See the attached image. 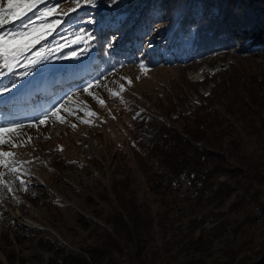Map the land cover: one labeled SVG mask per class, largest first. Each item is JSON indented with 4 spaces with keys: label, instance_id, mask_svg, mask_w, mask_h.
<instances>
[{
    "label": "rangeland",
    "instance_id": "obj_1",
    "mask_svg": "<svg viewBox=\"0 0 264 264\" xmlns=\"http://www.w3.org/2000/svg\"><path fill=\"white\" fill-rule=\"evenodd\" d=\"M169 1L164 2L179 7L182 0ZM208 1L226 10L227 18L238 27L257 20L255 9L264 8V3L255 0ZM12 2L25 5L16 9L23 18L32 12L42 15L58 0ZM7 3L0 0L2 7ZM29 3L34 5L32 11H26ZM115 6L109 7L114 10ZM72 7V0H66L57 12ZM48 16L64 18L62 14L43 15ZM43 23L35 24L34 33ZM126 34L122 31L116 41ZM28 35L13 47L26 44ZM74 37L82 38L69 36L61 44L72 47L64 54L67 59L50 60L32 87L0 103V111L7 110L0 113V126L20 125L15 133L5 132L3 138L10 143L0 145V151L15 154L0 160L19 170L8 178L15 180L13 191L0 186V264H47L66 252L86 254L85 249L102 240L101 234L112 230L108 217L117 204L115 191L119 195L127 185L139 202L159 214L160 225L148 250L154 264H264V186L255 200L245 180L238 183L232 178L234 191L223 202L206 201L207 194L199 201L187 182L162 185L157 158L141 149L135 136V121L146 113L172 125H181L194 115L221 114L229 119L228 130L218 136L223 148L232 133L246 154L264 157V141L251 134L252 119L238 108L243 100L249 101L251 86L259 87L257 96L264 95V48H250L244 39L243 47L186 60L182 52L191 45L188 33L182 31L177 40L171 32L158 33L146 44L150 52L155 50L157 63L129 54L100 72L92 60L93 46L83 56L71 55L73 49L83 51ZM28 56L29 61L35 58ZM21 62H25L23 57ZM8 63L12 70L16 68L13 61ZM0 72L4 76L11 71L0 67ZM255 81L263 85L254 86ZM40 99L48 102L43 105ZM61 102L56 117L49 116L44 124L37 122ZM261 108L249 103L248 110ZM211 149L223 151L219 146ZM233 162L230 159L227 167L235 168ZM20 173L26 189L14 177ZM230 179L219 173L212 189L218 181ZM121 260L128 264L126 258Z\"/></svg>",
    "mask_w": 264,
    "mask_h": 264
},
{
    "label": "trees",
    "instance_id": "obj_2",
    "mask_svg": "<svg viewBox=\"0 0 264 264\" xmlns=\"http://www.w3.org/2000/svg\"><path fill=\"white\" fill-rule=\"evenodd\" d=\"M119 1L113 10L105 5L104 0H96V8L82 7L76 12L64 15L62 20H56L53 16L44 18L41 13L32 12L14 20L13 24L6 25L3 31L20 29L21 24L27 23L29 42L35 36L46 33L51 27L53 31L41 41L43 47L38 44L32 52L40 49L44 54L52 50L58 55H64L72 50V47L67 45H63L62 49L59 47L65 38L80 36L81 30L88 29L96 37L92 44V60L97 66L96 70L100 72L109 70L129 54L144 59L150 57V63H157L160 59L155 55V50L150 52L146 49V44L158 33L166 35L171 32L175 40L182 31L188 33L191 45L182 52L187 57L186 60H195L221 49H233V46L243 47L244 39L250 48H264V8L255 9L257 20L248 21L244 27H238L232 18H227L226 10H223V13L213 1L182 0L178 2L179 7L175 5L178 8L167 5L165 0ZM154 1L157 3L152 4ZM261 1L255 0L264 3V0ZM90 14L97 21L95 25L86 22ZM114 18L117 22L110 25ZM39 22L44 23L38 32L34 33L37 30L35 24ZM130 28L131 30H128ZM125 30L127 34L116 41ZM151 33L153 34L150 35ZM110 39L113 41V47L108 49L105 45ZM1 64L2 61L0 67L4 69ZM16 71L22 72L24 69L15 68L0 78L8 83L15 79L13 73ZM255 82L254 86L263 85L261 82ZM255 89L258 90L259 87L251 86L248 89L247 93L251 96L249 101L243 100L238 108L252 119V124L249 125L251 134L258 135L264 141V95L257 96ZM249 103L262 108L256 111L257 113L252 109L248 110ZM228 120L221 114L213 116L212 113L210 116L200 115V118L194 115L184 120L181 125H172L153 113H146L135 121V136L140 148L157 158L160 168L157 172L162 185H180L187 182L194 188L199 201L207 194L206 201L211 198L223 202L234 191L235 187L231 181L236 178L238 183L245 180L248 189H253L254 199L258 200L264 186V157L246 154L242 148L243 143L232 137V133L229 134L231 139L227 147L223 148L222 137L218 136L228 130L225 126ZM213 146L222 147L223 151L215 152L211 149ZM230 159L235 161L232 165L237 164L235 168L227 167ZM10 168L0 167V186L3 191H13L16 186L15 180L8 179L11 176ZM219 173L227 174L231 179L229 182L218 181L216 189H212ZM237 176L241 178L237 179ZM123 188L124 192L119 195L115 191L117 204L112 206L108 217L112 230L101 234L102 240L85 249L86 254L66 252L52 258L47 264H122V257L126 258L128 264H154L156 261L150 257L148 250L155 227L160 225V221L157 222L159 214L148 204L139 202L129 185Z\"/></svg>",
    "mask_w": 264,
    "mask_h": 264
},
{
    "label": "snow or ice",
    "instance_id": "obj_3",
    "mask_svg": "<svg viewBox=\"0 0 264 264\" xmlns=\"http://www.w3.org/2000/svg\"><path fill=\"white\" fill-rule=\"evenodd\" d=\"M66 2V0H58V2L52 7L47 8L45 13L42 15H68L69 12H76L78 9L87 5L91 8H96L98 6L96 0H72L74 7L70 8L67 11H62L60 13L57 10L60 8V3ZM118 0H104L106 6H111L114 3H117ZM18 7H25V5H14L12 0H8L7 6H0V61L3 63V67L12 71L8 61L11 60L15 63L16 68H23L24 71L19 72L16 71L13 73L15 79L11 80L8 83L0 78V103H2L5 99L13 100L15 99L22 91L33 86V81L36 76L40 75L45 68L42 66H46L47 63L52 59H67V55H58L55 51H48L41 55L40 49H36L35 52H32V49L36 47V45H40L41 48L43 44L41 43L44 37L51 33L53 29L49 27L46 33H42L39 36H35L31 41L27 42L23 46L13 47L19 40H23L25 38V34H29V25L27 23L21 24L20 29L13 28L12 31H3L6 25L13 24L12 17H16V19H20V12L16 9ZM34 5L29 3L26 6V11H32ZM88 24L95 25L97 23L95 17L93 15H89L86 21ZM117 21L114 18L111 24H115ZM80 37H74L73 39L79 43L83 51L77 53L76 49H73L71 55L76 57L77 55L83 56L85 51L91 49L92 44L95 42L96 37L94 34L88 30L84 29L80 31ZM62 49L63 45H59ZM106 48L111 49L113 47V41L110 39L109 42L105 45ZM28 53H31L35 58L29 61ZM21 57L25 62H21ZM145 65L143 63L140 64V67L143 68ZM3 76V73L0 72V77ZM27 78V79H24ZM86 87H91V85H87ZM10 94V95H7ZM103 103V101H101ZM63 107V103H58L54 105L50 112L44 114L42 118L38 119L39 124H44L46 120L51 117H56L57 113ZM20 127L18 124H9L7 126H0V145L5 143H10V141L4 140L3 136L5 132L15 133L17 129ZM15 147V145H12ZM15 155L12 152L8 151H0V157H9ZM0 166L9 168V165L5 160H0ZM18 169L10 168V174L18 172ZM15 179L18 181L19 185L26 189V180L23 176V173L15 176ZM7 187V184H5ZM11 191V189H8Z\"/></svg>",
    "mask_w": 264,
    "mask_h": 264
},
{
    "label": "bare ground",
    "instance_id": "obj_4",
    "mask_svg": "<svg viewBox=\"0 0 264 264\" xmlns=\"http://www.w3.org/2000/svg\"><path fill=\"white\" fill-rule=\"evenodd\" d=\"M44 102H47V101H43V100H41V99H40V101H39V103H44ZM1 111H7V110H1ZM1 111H0V112H1Z\"/></svg>",
    "mask_w": 264,
    "mask_h": 264
}]
</instances>
